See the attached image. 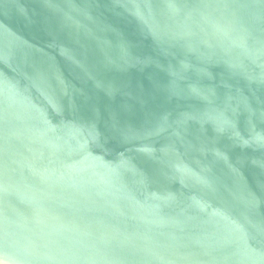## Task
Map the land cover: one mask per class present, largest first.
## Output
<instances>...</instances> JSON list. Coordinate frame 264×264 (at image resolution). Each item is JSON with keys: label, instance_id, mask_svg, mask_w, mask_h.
Segmentation results:
<instances>
[{"label": "water", "instance_id": "water-1", "mask_svg": "<svg viewBox=\"0 0 264 264\" xmlns=\"http://www.w3.org/2000/svg\"><path fill=\"white\" fill-rule=\"evenodd\" d=\"M0 264H264V0H0Z\"/></svg>", "mask_w": 264, "mask_h": 264}]
</instances>
